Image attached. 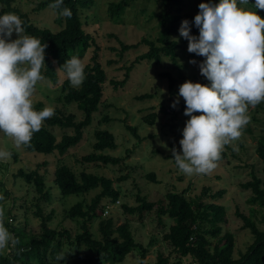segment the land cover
Masks as SVG:
<instances>
[{
  "label": "rangeland",
  "instance_id": "rangeland-1",
  "mask_svg": "<svg viewBox=\"0 0 264 264\" xmlns=\"http://www.w3.org/2000/svg\"><path fill=\"white\" fill-rule=\"evenodd\" d=\"M120 0H94V4L89 9L80 11V18L85 26L86 32L93 35L97 44L101 48V64L107 73L108 81L105 84V101L99 106V110L93 114L92 124L84 131L83 140L71 148L65 155L45 156L36 153H28L22 146L17 148L11 137L0 130V150L11 153V157L0 159V182L4 184L3 192L0 191L3 199L1 201L4 211H10L9 216L15 217L14 225L21 223L22 227L27 221L25 232L29 235L38 234L39 221L32 216L34 209V191L32 187H26L23 181L15 179L13 176L20 169L38 170L45 176L47 186H50V202L42 208L48 214L54 211L50 227L61 231L66 230L70 237H74L81 232L80 223L64 219V213L75 203H90L92 198L100 192V188L93 189L83 196L70 195L61 197L58 188L53 183L55 169L64 164L68 166L76 175L81 171L92 173L98 176L110 178L115 189L120 192L119 201L111 204L105 211L102 218L112 219L115 227L124 223H129L135 243L141 244L144 248H149L150 240L154 246L150 247L145 258L146 264L156 262L158 253L170 256L171 248L162 240L164 233L173 224V220L164 217L162 220L165 227L159 224L155 211L143 214H126L121 205L126 203L130 207L137 206L136 196L146 197L149 202L159 200L165 202L167 192H182L186 190V196L193 198L200 194L202 189L209 188L212 193L218 190H225L226 193L216 203L222 204L226 208L227 222L222 227V234L230 232L235 236L234 258H239L248 246L253 242L252 235L246 229H242V221L236 216V212L249 214L250 205L247 199L249 191H244L239 187L241 183L250 180V172L254 171L260 175L261 162L258 159L255 148L257 140L264 133V110L257 106H249L247 115L250 117L248 125L242 129V135L238 140L232 141L224 146L225 159L216 162L217 167L208 174L193 173L188 175L183 173L177 166L172 155V150L182 154L180 141L183 139V129L186 121L190 117L184 115L186 108L185 101L179 97V92L171 95L168 91V81L160 76L161 73L169 72L176 79V89L186 81L201 83L210 86L211 82L201 75L199 64L206 57L198 56L188 52V41L180 36V32L174 36V40L179 45L176 67L170 59L163 57L160 64L154 62L135 63V59L148 51V47L142 43L143 39L154 41L160 34V16L164 13L191 14L195 17L200 11V3H210L218 5L221 0H184L182 5H173L170 0H127L129 6L126 7L121 21L115 23L108 15L109 4H117ZM40 0H13L11 6L25 13L28 19L38 27L51 28L58 31L60 28L55 24L56 14L52 9L47 8L40 12H34ZM4 6L0 3V12ZM249 9L255 10L261 18H264V10L254 9L250 4ZM2 16V15H0ZM191 34L199 36V30L192 33L194 24L191 23ZM19 38L13 32L11 40ZM120 43L124 45H137L136 48L121 54ZM92 51L88 53L84 63L88 62ZM195 60L196 64L189 63ZM112 62V64H108ZM133 66L129 77L125 79L126 68ZM64 78V77H63ZM61 77V79H63ZM124 82L123 86L116 89L110 85L109 80ZM78 88V87H77ZM61 86H53L49 81L43 79L36 85L32 96L33 108L42 103V109L52 107L54 112L62 110L66 115L73 114L76 120H81L82 112L76 104H71L66 108L62 104L55 102L61 94ZM142 95H151L148 99H139ZM179 99V104L173 108L174 101ZM155 114L153 125H149L144 118ZM200 115L201 113H193ZM112 119L108 123L99 122L102 116ZM136 128V133L140 136L138 141L125 126ZM107 130L115 137L117 148L115 150H105L104 154L113 157L125 158L123 170L119 166L83 165L78 160L92 152V145L95 142V130ZM58 137L63 133L72 134L70 130L53 129ZM129 152V153H128ZM16 155V159L12 154ZM45 163V165H43ZM153 173L154 178H146L147 174ZM127 177L126 180L119 181L120 178ZM7 193L5 195L4 193ZM257 215H261V210L253 207ZM8 216V217H9ZM80 222V221H79ZM98 220L89 222V229L94 238L100 239L98 230ZM259 223V222H258ZM260 227H263L261 224ZM65 240V239H64ZM53 257L56 264H83L80 257L92 258L93 253L81 246L77 250L74 245L71 247L67 242ZM71 241V240H70ZM5 253H10L9 247L4 249ZM78 251L79 257H73ZM65 254L63 260L57 261L58 253ZM137 250L131 251L121 264H139ZM173 257L170 256V258ZM173 258L170 262H174ZM181 264H194L191 257L182 259Z\"/></svg>",
  "mask_w": 264,
  "mask_h": 264
},
{
  "label": "trees",
  "instance_id": "trees-1",
  "mask_svg": "<svg viewBox=\"0 0 264 264\" xmlns=\"http://www.w3.org/2000/svg\"><path fill=\"white\" fill-rule=\"evenodd\" d=\"M12 1L0 0L4 6L0 15L16 14L22 20V26L25 29L21 35L40 38L41 44L48 45L45 49L46 67L41 69V74L53 86H61V94L55 99V102L62 104L65 108L76 104L83 117L77 121L73 114L65 116L62 110H56L52 117L43 122L41 130L33 134L30 146L22 145V147L28 153L63 156L83 140L84 131L92 124L93 114L99 110V106L103 105L106 99L104 88L108 79L101 64V48L93 35L85 31V26L80 18V11L91 8L94 0H63V4L57 9L50 7L56 0H40L34 12H40L47 8L52 9L56 14L54 22L60 28L58 31L36 26L25 13L11 6ZM166 1L168 0H163V4ZM170 1L177 6L184 4V0ZM249 1L254 6L255 0ZM127 6H129L127 0L109 4L110 20L115 23L120 22ZM63 8L71 9V18L60 15ZM185 19L190 24H194V16L191 14L182 15L179 9L175 14L169 12L162 14L160 16L162 28L159 36L154 41L142 40V43L148 47V51L139 55L134 62L146 61L160 64L162 58L167 57L177 67L179 45L174 40V36L179 33L181 22ZM197 30L199 29L194 25L192 33ZM120 46L121 54L137 47V45H124L123 43H120ZM91 51L92 55L85 64V80L80 87L74 88L62 66L72 56H77L84 62ZM108 64H112V62H108ZM132 68L133 66L126 68V80ZM160 76L167 79L168 91L171 95L179 92L176 89V79L171 73L164 72ZM61 77L64 78L61 79ZM109 83L115 89L124 85L123 81L118 82L112 79L109 80ZM151 97V95H142L139 99ZM42 106V103H39L34 107V110L40 111ZM256 106L264 110V101ZM155 117V114H151L144 118V121L153 125ZM111 120L104 115L97 123L100 126ZM55 128L71 129L73 133H63L58 139L53 132ZM125 128L138 141H141L140 136L136 133V128L127 125ZM94 139L92 152L81 157L78 162L83 165L119 166L120 170H123L125 158L104 154L105 150L117 148L114 135L107 130L97 129L94 132ZM255 152L261 162L260 175L252 171L250 180L239 185L242 190L250 192L247 199L250 211L248 215L236 212V216L242 221V229L250 232L253 242L244 253L240 254L239 258L233 257L234 234L230 232L222 234V227L227 222L226 208L215 202L226 193L225 190L212 193L209 188L204 187L200 194L193 198L186 196V190L180 193L170 191L165 195V202L161 200L149 202L146 197L137 194V206L130 207L126 203L121 205L126 214H139L140 219L143 218L144 213L154 210L159 224L163 227H165L162 220L164 217L173 220V224L164 233L162 240L171 248L169 255H173L171 258L175 261L170 262V256L160 252L153 264H181L182 259L187 257H191L194 264H264V133L257 140ZM12 155L15 159L17 158L14 153ZM225 157V153L221 152L219 160L225 159ZM13 177L23 181L26 187L33 188L34 209L32 216L38 219L40 232L32 235L27 234L25 232L27 221L23 227L20 222L18 225H14L15 217L9 216L10 211H4V225L13 237L19 240V243L9 246L10 253L0 250V264H56L53 257L62 248L64 239V243L67 242L71 247L74 245L77 250L83 246L93 253L92 258L80 257L83 264H121L126 256L134 250L138 252L139 264H146L145 258L148 250L154 246L153 240H150L149 248H144L141 244L135 243L128 222L125 221L115 227L112 219L102 218L109 206L115 205L120 198V192L115 189L110 178L85 171L76 175L64 164L55 169L53 183L58 188L61 197L83 196L93 189L100 188V192L92 198L90 203L78 202L65 211L64 219L80 223L81 232L72 238L66 230L58 231L50 227L54 211L46 214L42 208L43 204L47 205L51 200L50 186H47L45 176L38 170L20 169ZM146 178L153 179L154 174L149 173ZM126 179L127 177L124 176L119 181ZM3 188L4 184L0 182V191L3 192ZM4 194L7 195L6 192ZM1 201L2 199H0V208L4 209ZM253 207L262 211L260 216L257 215ZM95 220L99 221L100 239L94 238L89 229L88 223ZM261 224L263 227H260ZM74 256L77 258L80 256L78 251Z\"/></svg>",
  "mask_w": 264,
  "mask_h": 264
},
{
  "label": "clouds",
  "instance_id": "clouds-1",
  "mask_svg": "<svg viewBox=\"0 0 264 264\" xmlns=\"http://www.w3.org/2000/svg\"><path fill=\"white\" fill-rule=\"evenodd\" d=\"M62 4L63 0H56L50 7L57 9ZM248 5L249 0L200 3L194 17L198 37L191 34L188 20L181 22L180 36L188 41V52L206 57L199 68L211 82L207 86L186 81L179 87V97L186 104L184 115L190 119L180 141L182 154L173 148L172 155L188 175L212 172L224 146L238 140L249 124V106L264 101V18ZM254 9L264 10V0H255ZM60 15L71 18V9L63 8ZM24 31L16 14L0 16V130L17 148L30 146L33 134L54 115L50 106L34 110L32 100L37 83L44 79L41 69L46 67L48 45L41 44L40 38L21 35ZM13 32L19 38L11 40ZM62 67L72 87L83 84L85 63L79 57L72 56ZM178 104L179 99L172 107ZM197 112L201 114H193ZM10 157V152L0 150V159ZM4 214L0 208V250L19 243L5 227ZM64 258L62 252L56 256L57 261Z\"/></svg>",
  "mask_w": 264,
  "mask_h": 264
}]
</instances>
